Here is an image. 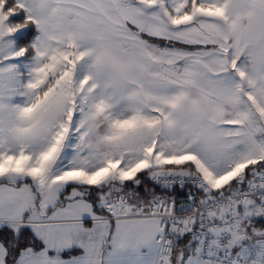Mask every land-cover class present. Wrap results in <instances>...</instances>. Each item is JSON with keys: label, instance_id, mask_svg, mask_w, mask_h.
<instances>
[{"label": "snow or ice", "instance_id": "snow-or-ice-1", "mask_svg": "<svg viewBox=\"0 0 264 264\" xmlns=\"http://www.w3.org/2000/svg\"><path fill=\"white\" fill-rule=\"evenodd\" d=\"M0 264H264V0H0Z\"/></svg>", "mask_w": 264, "mask_h": 264}, {"label": "trees", "instance_id": "trees-1", "mask_svg": "<svg viewBox=\"0 0 264 264\" xmlns=\"http://www.w3.org/2000/svg\"><path fill=\"white\" fill-rule=\"evenodd\" d=\"M3 230H0V234H2Z\"/></svg>", "mask_w": 264, "mask_h": 264}]
</instances>
